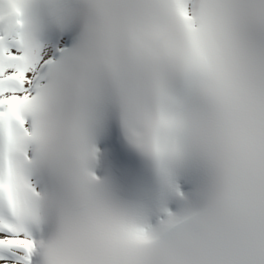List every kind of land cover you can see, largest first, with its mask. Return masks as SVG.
<instances>
[{
	"label": "snow or ice",
	"instance_id": "obj_1",
	"mask_svg": "<svg viewBox=\"0 0 264 264\" xmlns=\"http://www.w3.org/2000/svg\"><path fill=\"white\" fill-rule=\"evenodd\" d=\"M0 264H264V0H0Z\"/></svg>",
	"mask_w": 264,
	"mask_h": 264
}]
</instances>
